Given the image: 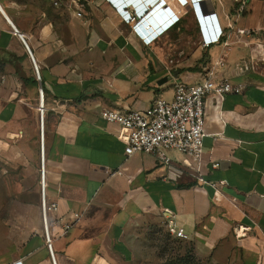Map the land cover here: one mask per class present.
<instances>
[{
	"label": "crops",
	"instance_id": "1",
	"mask_svg": "<svg viewBox=\"0 0 264 264\" xmlns=\"http://www.w3.org/2000/svg\"><path fill=\"white\" fill-rule=\"evenodd\" d=\"M55 1L0 0V59L9 60L0 138L11 142L7 159L27 167V189L8 190V210H0V264H53L40 202L42 154L56 264L139 261L159 246L153 231L167 233L164 209L174 212L199 258L264 264V3L241 9L233 0H210L223 36L203 47L202 14L190 10L187 18L195 46L178 34L186 28L181 19L166 26L201 0ZM132 1L141 10L137 25L119 11L132 13ZM143 23L155 34L148 44L136 30ZM20 36L39 68L37 84L24 82L35 75ZM209 70L240 90L205 97L198 163L176 150L167 152L169 165L152 154L128 155L127 130L99 116L171 101L176 82L200 83ZM16 198L25 210H15Z\"/></svg>",
	"mask_w": 264,
	"mask_h": 264
},
{
	"label": "built area",
	"instance_id": "2",
	"mask_svg": "<svg viewBox=\"0 0 264 264\" xmlns=\"http://www.w3.org/2000/svg\"><path fill=\"white\" fill-rule=\"evenodd\" d=\"M80 0H73L75 5ZM85 4L87 0H83ZM114 3L115 0H112ZM163 1V0H160ZM251 0H233L234 3L243 6ZM264 3V0H256ZM166 2V1H165ZM163 2V3H165ZM180 4H184L179 0ZM54 5H58V0L54 2ZM132 5L140 15L141 10L136 7V3L132 1ZM190 5V4H189ZM83 4L79 3V11L77 17L81 18L84 10ZM195 6H197L194 12L199 19V14H202L201 20L206 21V24L201 22L203 26V47H209L212 44L218 43L223 36L222 30L215 19L214 12H210L211 6L210 0H201ZM124 20L127 22H134L138 24V20L135 17L134 12H125L119 10ZM170 12L169 10H167ZM172 20L166 25H171L178 22L180 16H172ZM144 24V26H143ZM138 25L136 30L143 36L145 44L151 42L155 34L149 25ZM165 26V27H166ZM135 30V28H134ZM141 30L143 32H141ZM239 33H247L245 30H239ZM151 33V34H149ZM26 50L33 63V70L36 80L40 81L39 68L36 65L29 49L27 48L23 38L20 36ZM219 65H223L220 61ZM240 87L232 86L227 80L216 79L214 70H209L206 78L196 84H186L183 82H176L174 84V97L171 101H166L162 98H157L147 109L145 110H110L102 109L99 113L101 119L108 123H115L127 130L128 135L126 139L125 153L131 155L136 152L152 154L157 159L167 165H169V157L167 152L169 150H176L186 157L192 159L195 163H198L202 155L203 138L204 134V100L209 93H214L222 100L226 94L238 92ZM41 128L43 129L44 119V93L42 88L38 89V106ZM40 174V192H41V204L43 210V221L45 225V244L50 254L53 264H56L54 253L52 250V243L47 231L46 225V181H45V167H44V155L42 154V161L39 167ZM223 185L225 181L221 182ZM214 188L216 184H211ZM218 198L217 191L214 193V199ZM55 208V207H54ZM165 213L164 225L167 233L174 239L187 240V235L184 231L178 227L176 222V215L174 212L168 209L163 210Z\"/></svg>",
	"mask_w": 264,
	"mask_h": 264
},
{
	"label": "rangeland",
	"instance_id": "3",
	"mask_svg": "<svg viewBox=\"0 0 264 264\" xmlns=\"http://www.w3.org/2000/svg\"><path fill=\"white\" fill-rule=\"evenodd\" d=\"M190 10L193 14L194 9L188 4V6H186V11L182 12L180 22L186 25V28L184 27L186 30L181 27L178 34L183 32L185 38L183 40L188 41L189 46H195L197 42V35L192 30L191 25L187 22V18L191 15ZM7 61L9 60L0 59V89L4 85L5 75L7 74V70L5 68ZM169 62L172 63L171 60ZM22 140L23 137L20 141ZM9 143L11 142L0 138V210H8L7 203L11 201L8 197V190L12 191L14 189L16 195H18L19 191L27 189V167L20 164V162H17L16 165L7 159L6 152ZM15 205V210H25L23 202L19 201L17 198ZM155 231H153L154 235L151 237L159 241V246L157 248L155 246L148 247L146 249L147 253L144 254L143 258L139 259V261L137 260V262L133 264H212L209 258H199L190 242L186 240L173 239L163 230Z\"/></svg>",
	"mask_w": 264,
	"mask_h": 264
},
{
	"label": "trees",
	"instance_id": "4",
	"mask_svg": "<svg viewBox=\"0 0 264 264\" xmlns=\"http://www.w3.org/2000/svg\"><path fill=\"white\" fill-rule=\"evenodd\" d=\"M193 69H196V68H193ZM27 81H29L30 83H32V84H37V80H36V78L34 79H24V82H27ZM179 240H182V239H179Z\"/></svg>",
	"mask_w": 264,
	"mask_h": 264
},
{
	"label": "clouds",
	"instance_id": "5",
	"mask_svg": "<svg viewBox=\"0 0 264 264\" xmlns=\"http://www.w3.org/2000/svg\"><path fill=\"white\" fill-rule=\"evenodd\" d=\"M161 2V1H160ZM133 12H134V14H135V17H136V19H140V17H141V15H139L138 13H137V11H136V9L134 8L133 9Z\"/></svg>",
	"mask_w": 264,
	"mask_h": 264
},
{
	"label": "water",
	"instance_id": "6",
	"mask_svg": "<svg viewBox=\"0 0 264 264\" xmlns=\"http://www.w3.org/2000/svg\"><path fill=\"white\" fill-rule=\"evenodd\" d=\"M160 4V3H159ZM0 10H1V12L4 14V12H3V10L1 9V7H0ZM161 9L160 8H158L157 9V11H160ZM6 16V15H5ZM7 17V16H6ZM13 28H14V26H13ZM14 30H15V28H14ZM16 31V30H15Z\"/></svg>",
	"mask_w": 264,
	"mask_h": 264
},
{
	"label": "bare ground",
	"instance_id": "7",
	"mask_svg": "<svg viewBox=\"0 0 264 264\" xmlns=\"http://www.w3.org/2000/svg\"><path fill=\"white\" fill-rule=\"evenodd\" d=\"M177 1V3L179 4L180 2H179V0H176ZM153 2V1H152ZM12 23V22H11Z\"/></svg>",
	"mask_w": 264,
	"mask_h": 264
}]
</instances>
